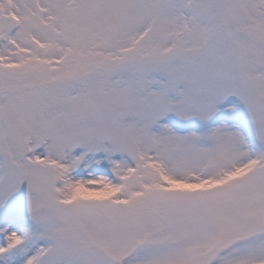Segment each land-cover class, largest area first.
I'll use <instances>...</instances> for the list:
<instances>
[{
    "label": "snow or ice",
    "instance_id": "6c2138e0",
    "mask_svg": "<svg viewBox=\"0 0 264 264\" xmlns=\"http://www.w3.org/2000/svg\"><path fill=\"white\" fill-rule=\"evenodd\" d=\"M0 264H264V0H0Z\"/></svg>",
    "mask_w": 264,
    "mask_h": 264
}]
</instances>
